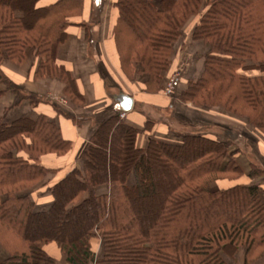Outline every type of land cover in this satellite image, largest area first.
Masks as SVG:
<instances>
[{"label":"trees","instance_id":"16d2710c","mask_svg":"<svg viewBox=\"0 0 264 264\" xmlns=\"http://www.w3.org/2000/svg\"><path fill=\"white\" fill-rule=\"evenodd\" d=\"M39 1L0 0V64L20 66L33 51L39 59L34 80L58 81L69 101L83 105L56 59L83 0L42 8ZM113 7L112 37L127 81L143 75L144 90L158 92L173 47L192 24L189 49L199 51L201 71L178 101L222 111L264 138V0H114ZM1 85L0 97L13 94V108L44 101L0 71ZM105 116L74 166L49 185L44 204L22 194L60 171L46 161L65 157L72 143L44 115L0 120V245L8 255L0 264H57L43 249L47 244L68 264H226L224 255L254 264L264 257L263 189L235 184L212 191L223 181L264 174L238 164L236 134L223 129L219 139L190 133L169 142L147 135L155 124L150 119L136 128L117 111Z\"/></svg>","mask_w":264,"mask_h":264},{"label":"crops","instance_id":"0c3cea01","mask_svg":"<svg viewBox=\"0 0 264 264\" xmlns=\"http://www.w3.org/2000/svg\"><path fill=\"white\" fill-rule=\"evenodd\" d=\"M60 0H40L38 7H47L57 3ZM114 0H83V7L81 14L73 18L74 27L67 34L65 42L57 49V62L64 66L70 73L71 78L76 82L79 93L84 97L85 103L79 109L69 107L70 111L77 113V116L92 117L95 113L106 115L109 111L118 112V108L112 100L109 91L114 90L117 95L123 93L132 97L133 107L130 113L125 114V121L136 128H143L147 117L154 120L155 124L152 130L147 135H153L157 139L166 140L169 142L178 141L182 134L173 129L171 115L174 111V116H180L188 125H193L192 128L204 134L203 127L210 125L213 129H237L241 130L242 123H237L228 116H222L207 110H198L180 103L178 100L167 99L161 95L148 93L144 90L145 76H136L135 80L127 81L120 73L118 56L115 49V44L112 37V30L115 22V9L113 7ZM192 24L184 31V36L190 38ZM183 40V39H182ZM190 40V39H189ZM185 42V41H183ZM178 42L177 53L179 55L178 62L180 66L186 67L185 64L191 63L194 66L197 60H185L183 56L192 55L191 49L186 50L185 44ZM189 42V41H188ZM190 43V42H189ZM179 44V45H178ZM174 50L172 54V65L170 70L164 74V78L169 77L174 71L179 69V65L174 60ZM176 55V54H175ZM39 59L35 56L33 51L26 54L25 62L20 66H15L9 62L3 61L0 64V70L3 75L17 87H21L26 93L36 95L40 98H48L57 93H61V85L55 80H34V72L37 68ZM197 72L194 73L189 70L185 73V79L180 81L181 85H185L188 80L197 78L201 71V64L197 67ZM139 78V79H138ZM164 81H162L163 83ZM185 88H180L179 91ZM4 91V90H3ZM13 98L10 94L4 93L0 97V120L6 119L5 122H10L19 117H36L44 115L51 121H57L61 130L62 136L65 140L72 143V152L66 158H58L57 169H60L59 174L68 172L73 167L72 157L73 152L76 153L80 149L82 143L84 144L89 137L92 127L83 125L82 128H77L72 121L65 119L57 114L55 107H60L54 102H41L37 106H32L30 102L23 101L18 107L12 108ZM175 104H178L175 106ZM148 108L157 111H168V117L165 119H156L154 112L150 115L146 114ZM63 109V108H62ZM67 109V110H68ZM75 110V111H74ZM181 112H185L183 116ZM146 115H145V114ZM153 114V115H152ZM194 118L196 121H194ZM241 122V121H239ZM188 129V128H186ZM184 132V130H183ZM213 134L212 132H209ZM214 135V134H213ZM214 137V136H213ZM215 137L217 135L215 134ZM219 137V136H218ZM142 137L138 141L139 146L144 145ZM75 149V150H74ZM69 156V157H68ZM74 156V155H73ZM54 159V158H53ZM50 158L51 162H56ZM66 162V163H65ZM68 162V163H67ZM241 168L247 171L249 164L239 163ZM53 167V166H52ZM61 174V175H62ZM58 178V175H57ZM221 183V182H220ZM239 184L243 186L259 185L264 189L262 181L257 178L250 180L246 175L242 180L233 182L231 186ZM229 187V186H228ZM225 188V186H219ZM46 247L50 250L45 251L56 262H65V255L55 246V244H48Z\"/></svg>","mask_w":264,"mask_h":264},{"label":"rangeland","instance_id":"374dc122","mask_svg":"<svg viewBox=\"0 0 264 264\" xmlns=\"http://www.w3.org/2000/svg\"><path fill=\"white\" fill-rule=\"evenodd\" d=\"M182 39L183 40H181L180 42L185 41V42H183V45L185 44V49L189 51V49H188L189 48V42H188L189 39L186 40L185 36ZM177 47L175 48L176 50H174V60L173 61H175L179 65L180 68L177 69L176 71H174V73H172L169 77L168 76L166 78L163 77V80L162 81H164V82L162 83L161 89L158 92H156V93L155 92H152L154 94H158V95H161V96H163V97H165L167 99H172V100H175V101L178 100L177 99L178 98L177 95H178V92H179L180 88H185V85H181V83H180V81H182L183 79H185V76L187 74H189V73H187L185 75V73L187 71H189V70H192L194 73H196L197 72L196 69L200 65V62H196L195 63L196 64L195 66L193 64H191V63H187V64H185V66H187L188 69L186 67L184 68V67L180 66V62H178L179 55L176 52L177 51ZM190 51H191V54L192 55L191 56L190 55L183 56L184 57L183 59L189 60V61H191V59H192V61L193 60H196L195 53H198L199 51L198 50H195V51L194 50H190ZM15 66H17V65H15ZM143 78H144V80H146V77H143ZM171 79H174L175 80V85H174L175 89L173 91V94L170 97H167V96H164L162 94V92L165 90L166 86L168 85V83H169V81ZM14 87H16V88L22 90L23 92H25V90L23 88H21V87H17V86H14ZM0 88L1 89H4V86L1 85ZM108 92H109V94L112 93L110 96H112V100H113V97L115 96L114 94L116 92L114 90L109 91V89H108ZM6 93L7 94H10L12 96L13 100H14V96H13L12 93H10V92H6ZM34 96H36V95H34ZM41 99H43V98H41ZM83 99H84V97H83ZM43 100H44V102H47V101L48 102H54V103H56V105L57 104L60 105L61 108L55 107V111L56 112L57 111H60V113L57 112V114L62 115V113H63V114H67V115H70V116L74 117L75 120L72 123L77 128H82L83 125L89 124L88 126L92 127V130H93L94 124L102 122L105 119V117H106L105 115H103V114L101 115L100 113H95V115L92 116L91 118L90 117H82V116H79V115L77 116V113L74 114V112L70 111V109H68L69 107H67V106H70V107L72 106L73 108L79 109L81 106L84 105L85 100H84L83 105H80V106L74 105L71 101H69V99H67L62 94V87H61V93H57L56 95L53 94V96L48 97L46 99L44 98ZM23 101H28V100H23ZM28 102H30V101H28ZM12 104H13V102H12ZM176 105H178V104H175V106ZM185 105L186 106H189V107H192V105L190 103H186ZM18 106H16V107H18ZM174 111L175 110H173V114L171 115V118H172V126H173V129L176 131V133L177 132H181L182 134H190V133H193V132H198L195 128L194 129L192 128L193 125H188L186 122H182L184 120L180 116H174ZM110 112H112V111H109V113ZM151 112L152 113L154 112V117L156 119H160V120L167 118L168 117V114H169L168 111H166V112L165 111H157V110H154L152 108H148L147 109V112H145V113L148 114V115H150ZM212 112L215 113V114H218V115L227 116L222 111H219V110H214ZM109 113H107L106 115H108ZM181 113H182L183 116L187 117L185 112H181ZM62 117H64V116H62ZM64 118L67 119L66 117H64ZM147 119H149V118L147 117ZM192 119L194 121H196L194 118H192ZM231 119L234 120L235 122L237 121L235 118H231ZM68 120L71 121L70 119H68ZM4 121H6V119H4ZM152 121H154V120H152ZM237 123H242L243 126L241 127V130H238L239 127L237 126L236 127L237 129H234V131L233 130H230V131L232 132V134H236L237 135V138L233 140V143H234V146L233 147H235V149L237 151H239V153H238V157H239L238 158V164L239 163H241V164L242 163H245V164L246 163L247 164H250L251 163L252 165H254L257 168L264 169V138L258 132H256L255 130H253L252 128H249L245 124V122H243V121L242 122L237 121ZM186 128H188V129H186ZM183 130H184V132H183ZM203 131H204V134L212 135V136H214V138H215V134L217 135L216 138H218V136L219 137H223L224 136L223 135V129H221V128H218V129L215 128V129H213L212 126H210V125H207V126L203 127ZM209 132H212L214 135L213 134H210ZM141 137H142V139L144 141L147 138L146 135L141 136ZM83 146H84V144L82 143V145L80 146L81 148L78 149V151L76 153L73 152L72 157H70V159H72V161H74L73 162V165L75 164V162L77 160V157H78V155H79V153H80V151H81V149H82ZM72 150H73V148H72V145H71V148H70L68 154H70L72 152ZM67 155L65 157H63V158H66ZM55 160H56V162H51L50 160H47L46 161V164H49L50 166H53V167H57L56 166L57 165V160H60V159H55ZM59 172L56 173L55 175H53V174L47 175L46 176V179H45V184L43 186L39 187L38 189H34L33 191L24 192L22 195H28V194L29 195H34L35 200L37 202H39V204L40 203H43L44 204L48 200L47 199L48 198V196H47L48 195V193H47L48 192V187H49L50 184L56 182L60 178V175L62 173L59 174ZM57 175H58V178H57ZM257 179L259 181H262V183L264 185V174L258 176ZM129 182H130V184L132 183V177L131 176L129 177ZM231 184L232 183H227L226 181H223L221 183H218L217 186H213L212 187V191L218 190L219 189V186L228 187V186H231ZM263 193H264V189H263ZM99 244H100V241H98V239L97 240H93V246H94V249L95 250H98ZM47 245H44L43 246V249L45 251H48V253H50L49 252L50 250L48 249V247H46ZM7 256L8 255H7L6 250L3 248L2 245H0V262L3 261V260H5L7 258ZM223 259H224V261H225L226 264H243L242 257L240 255H238L234 259H230L226 255H224L223 256ZM64 263L65 262L63 261L60 264H64ZM57 264H59V262H57ZM254 264H264V257H262V258L258 259L257 261H255Z\"/></svg>","mask_w":264,"mask_h":264},{"label":"water","instance_id":"95a60500","mask_svg":"<svg viewBox=\"0 0 264 264\" xmlns=\"http://www.w3.org/2000/svg\"><path fill=\"white\" fill-rule=\"evenodd\" d=\"M113 102L118 108L119 113L128 114L132 110L133 107L132 97L125 95L121 92L113 97Z\"/></svg>","mask_w":264,"mask_h":264},{"label":"built area","instance_id":"2783aa9c","mask_svg":"<svg viewBox=\"0 0 264 264\" xmlns=\"http://www.w3.org/2000/svg\"><path fill=\"white\" fill-rule=\"evenodd\" d=\"M174 85H175V80L171 79L169 81L168 85L166 86L165 90L162 92V94L164 96L170 97L173 94V91L175 89ZM119 118L120 119H125V114L119 113Z\"/></svg>","mask_w":264,"mask_h":264}]
</instances>
